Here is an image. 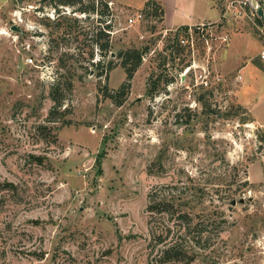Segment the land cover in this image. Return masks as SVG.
Instances as JSON below:
<instances>
[{"label": "rangeland", "instance_id": "374dc122", "mask_svg": "<svg viewBox=\"0 0 264 264\" xmlns=\"http://www.w3.org/2000/svg\"><path fill=\"white\" fill-rule=\"evenodd\" d=\"M102 1L110 14L0 0V264H183L149 245L152 188L188 189L194 212L220 217L212 247L185 264H264V130L253 121L264 117V73L246 67L258 27L226 14V0H180L208 23L187 31L143 7L96 0L100 13ZM105 20L102 52L93 31ZM131 47L147 52L119 94V53Z\"/></svg>", "mask_w": 264, "mask_h": 264}, {"label": "trees", "instance_id": "16d2710c", "mask_svg": "<svg viewBox=\"0 0 264 264\" xmlns=\"http://www.w3.org/2000/svg\"><path fill=\"white\" fill-rule=\"evenodd\" d=\"M110 1V0H109ZM61 4L65 5H77L80 6L76 11L81 13H97V14H110L108 7V1L103 3L105 9L99 10V5L96 4V0L92 5L86 7L83 4V0H60ZM56 7V6H55ZM142 12L149 16H159L161 19L164 17V7L156 0H148L142 8ZM60 17V16H59ZM261 22L260 19H258ZM106 22L109 20H105ZM111 22L106 23L104 30L97 27L94 29L93 34L95 36L96 44L103 51H108L111 47L110 36ZM262 23V22H261ZM179 28L188 30V26H182ZM179 33L177 34V36ZM104 41H101V39ZM147 52V48L131 47L123 49L119 54L122 58L121 66L127 73V80L119 89L118 93H124L125 89L129 85L130 80L133 78L136 70L142 63L144 53ZM93 55V53H92ZM102 60L97 63L101 65ZM113 59L109 61V70L113 68ZM62 68V65L59 64ZM108 70V71H109ZM108 71L105 74L108 76ZM104 74V73H101ZM158 80V79H157ZM152 81L150 85V93H154L158 87V81ZM69 87L72 86V81L68 82ZM60 81L52 83L50 96L54 100V107L51 110V118L60 106L63 104V100L59 95ZM261 141L264 142V133L262 134ZM4 187H12L13 183L6 182ZM194 193L188 189H182L175 193H170L162 189H151L148 193V206L149 212L148 225L151 233L150 247L155 249L158 246L161 248V262L167 263H189L194 257L200 254L201 250H206L214 244L216 236L221 232V220L217 214H207L205 210L197 212L193 211L189 206L192 201Z\"/></svg>", "mask_w": 264, "mask_h": 264}, {"label": "crops", "instance_id": "0c3cea01", "mask_svg": "<svg viewBox=\"0 0 264 264\" xmlns=\"http://www.w3.org/2000/svg\"><path fill=\"white\" fill-rule=\"evenodd\" d=\"M110 1H112L113 3L123 4L138 9L142 8L146 3L145 1L144 4H140L139 6H134L133 4L130 3L128 4L124 3L122 2V0H110ZM157 1L163 4L164 6L165 13L163 17V22L167 29H175L182 26L190 27L192 25H196L204 21L203 18H201L200 16H196L193 12L186 10V8L182 6V4H180V0H157ZM219 19L215 18L213 21H209V22H218ZM263 46H264V41L262 40L261 47L258 45L254 47V52H253L254 55L256 53L258 54L260 50L263 48ZM254 55L249 56L248 58L249 62L247 63L246 67H248V73L251 74L253 77H255V79H257L259 75H261V73H264V59H258L257 62H252ZM248 87L250 91V85H248ZM250 99L251 97L249 96V100ZM259 102H260L259 99H257L255 100L254 104L258 105ZM248 105H250V101ZM253 121L264 130V117L263 118L255 117L253 118Z\"/></svg>", "mask_w": 264, "mask_h": 264}, {"label": "built area", "instance_id": "2783aa9c", "mask_svg": "<svg viewBox=\"0 0 264 264\" xmlns=\"http://www.w3.org/2000/svg\"><path fill=\"white\" fill-rule=\"evenodd\" d=\"M110 6L113 4L112 1H109ZM263 9V16H264V0H226V9L225 13L230 14L233 16L234 19L238 20L241 18H247L248 20L252 21L259 29L261 34L262 40L264 41V21L258 15V9ZM142 13H138L133 17L129 18V23H134L138 19L142 18ZM261 22H259V20ZM208 23L201 22L198 23L197 26L199 29L203 30ZM193 29H190V33L193 34ZM226 39V38H225ZM182 43H189L188 38H182ZM259 55L262 59H264V46L260 50ZM31 62L33 61L32 58L29 59Z\"/></svg>", "mask_w": 264, "mask_h": 264}, {"label": "water", "instance_id": "95a60500", "mask_svg": "<svg viewBox=\"0 0 264 264\" xmlns=\"http://www.w3.org/2000/svg\"><path fill=\"white\" fill-rule=\"evenodd\" d=\"M258 15H259V16L261 17V19L264 21L263 9H262V8H259V9H258ZM11 29H12V30H16V31H21V28H20L19 26H17V25H12V26H11ZM241 202H243V199H241ZM232 203L235 204V203H236V200H233Z\"/></svg>", "mask_w": 264, "mask_h": 264}]
</instances>
